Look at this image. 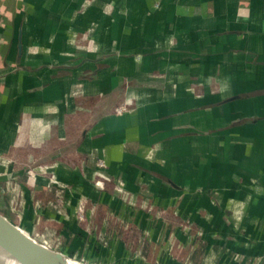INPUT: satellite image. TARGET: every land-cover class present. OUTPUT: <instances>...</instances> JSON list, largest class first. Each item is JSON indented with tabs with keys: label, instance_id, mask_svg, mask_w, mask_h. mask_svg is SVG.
Here are the masks:
<instances>
[{
	"label": "crops",
	"instance_id": "1",
	"mask_svg": "<svg viewBox=\"0 0 264 264\" xmlns=\"http://www.w3.org/2000/svg\"><path fill=\"white\" fill-rule=\"evenodd\" d=\"M0 188L62 240L123 197L264 202V0H0Z\"/></svg>",
	"mask_w": 264,
	"mask_h": 264
},
{
	"label": "rangeland",
	"instance_id": "2",
	"mask_svg": "<svg viewBox=\"0 0 264 264\" xmlns=\"http://www.w3.org/2000/svg\"><path fill=\"white\" fill-rule=\"evenodd\" d=\"M218 194L209 201L210 210L194 211L181 199L136 203L123 197V204L137 208V224L134 217L120 223L109 220V231L103 232L98 225L84 238L77 234L68 241L49 233H23L78 264H264V202L224 200ZM15 198L5 203L11 218L18 221L23 201ZM83 206L77 212L81 222L86 221ZM66 243L76 244L79 251L86 247L99 258L51 246Z\"/></svg>",
	"mask_w": 264,
	"mask_h": 264
},
{
	"label": "water",
	"instance_id": "3",
	"mask_svg": "<svg viewBox=\"0 0 264 264\" xmlns=\"http://www.w3.org/2000/svg\"><path fill=\"white\" fill-rule=\"evenodd\" d=\"M0 248L14 264H71L62 253L28 239L1 212Z\"/></svg>",
	"mask_w": 264,
	"mask_h": 264
},
{
	"label": "bare ground",
	"instance_id": "4",
	"mask_svg": "<svg viewBox=\"0 0 264 264\" xmlns=\"http://www.w3.org/2000/svg\"><path fill=\"white\" fill-rule=\"evenodd\" d=\"M18 228V227H17ZM19 229V228H18ZM20 230V229H19ZM21 232H23L22 230H20ZM28 239L32 240L28 235H26L25 233H23ZM43 246V245H41ZM45 247V246H44ZM47 249V247H45ZM49 249V248H48ZM51 251H55L53 249H49ZM57 252V251H56ZM68 259V258H67ZM68 262H70L71 264H76L73 262L72 259H68ZM0 264H14L13 261L7 257V255L4 253V251L0 248Z\"/></svg>",
	"mask_w": 264,
	"mask_h": 264
}]
</instances>
